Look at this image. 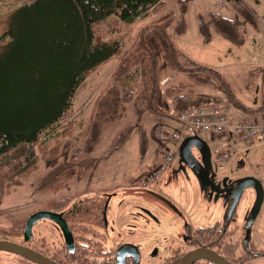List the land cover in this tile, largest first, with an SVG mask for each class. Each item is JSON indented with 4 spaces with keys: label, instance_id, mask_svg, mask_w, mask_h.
<instances>
[{
    "label": "trees",
    "instance_id": "1",
    "mask_svg": "<svg viewBox=\"0 0 264 264\" xmlns=\"http://www.w3.org/2000/svg\"><path fill=\"white\" fill-rule=\"evenodd\" d=\"M189 1L175 0V10H163L166 0H31L4 11L6 25L0 33V170L15 175L22 169L19 174H24L25 169L37 168L44 152L56 156V151L64 149H56V145L48 148L45 137L59 123L57 132L62 130L61 121L73 112L78 86L112 58L117 62L92 100L84 144L77 147L80 152L93 151L103 129L122 116L128 103L138 116L146 111L158 117H176V109L209 102L211 96L195 88L213 84L219 77L173 43V36L186 30ZM234 5L244 19L257 26L247 7L238 1ZM150 10L157 15L133 36L130 24ZM197 25L205 37L214 31L233 44L244 42L245 27L239 18L211 11L197 14ZM169 74L170 79L161 83ZM71 123L64 124V129ZM162 128L163 122L158 120L150 129L157 144L162 142ZM148 142L140 126L142 155ZM58 155L53 159L61 160L60 165L54 166L52 160L50 175L41 186L51 193L67 187L72 179L76 181L92 165V157H79L75 151ZM63 163V170L53 171ZM140 175L128 181L134 184ZM52 201H76L69 211L70 220L83 222L86 228L103 224L104 193H66L45 200L41 207L52 208ZM22 224L23 220L17 219L9 228H0V234L19 236ZM209 228L207 224L195 227L196 238L203 245L208 244ZM198 264L217 263L206 259Z\"/></svg>",
    "mask_w": 264,
    "mask_h": 264
},
{
    "label": "rangeland",
    "instance_id": "2",
    "mask_svg": "<svg viewBox=\"0 0 264 264\" xmlns=\"http://www.w3.org/2000/svg\"><path fill=\"white\" fill-rule=\"evenodd\" d=\"M29 1L31 0H0V33L6 25V17L2 15L4 11ZM234 1L242 3L252 12L257 26L243 18ZM164 7L163 10H175V0H166ZM211 11L242 20L245 27L244 42L233 44L214 31L208 37L203 36L198 29L197 14L207 15ZM156 15L150 10L146 15L136 18L130 24L132 35L143 26L149 25ZM185 20L186 30L173 36L174 45L194 60L214 70L219 77L213 84L201 85L195 90L209 94L212 99L223 100L236 108H257L264 88V0H190ZM116 62L117 60L112 58L86 76L75 91L72 114L61 121L62 130L57 132L61 128L59 123L52 133L45 137L48 148L56 145V149H64L56 151V156H51L49 151L44 152L40 155L37 168L25 169L24 174H19L22 169L15 175L5 172L4 169L0 170V228H9L17 219L24 222L33 210L42 208L45 200L55 199L74 190L106 193L109 224L107 230L110 232L106 244L114 241L136 244L140 253L138 264H161L169 256L171 248L182 242L179 232L188 227L194 228L212 222L219 217V209L216 203L207 201L199 178L193 171L188 169V175L177 173L181 166L179 154L166 168L170 167L171 171L176 172L169 182L165 183L164 178L140 188L136 185H141V182L131 185L128 181L131 176L142 171L147 173L158 165V162L147 165L148 162H153L158 156L160 162L168 151L177 149V143L171 140V136L174 133L181 134L179 128L182 124L175 114L158 117L145 111L138 116L132 103H128L122 116L103 129L93 151L87 153L77 149L84 144V132L92 100L106 83ZM170 77L171 74L161 83H166ZM158 120L163 122V128L162 142L157 144L150 137V129ZM68 121H72L71 127L64 129V124ZM140 126L144 127L149 138L145 155L139 152ZM182 133L185 135L193 132L191 127H186ZM198 134L210 148L211 160L218 175L238 177L250 174L259 179L263 190L262 203L252 223L249 237L257 250L264 251V136L249 142H240L243 151L241 154L229 160L217 161L215 154L227 138L206 131H200ZM74 151L79 157H92V165L77 176L76 181L72 179L71 184L63 189L56 188L53 193L41 189L50 175L48 171L52 160L54 166L60 165L58 163L61 160L56 162L53 157L60 156L58 154L61 152L71 155ZM192 151L194 155L199 156L196 148L193 147ZM241 155L242 165L238 162V156ZM64 165L65 163L62 167H54L53 171L59 173ZM244 194L250 201L255 199L251 188H247ZM166 199L167 203L164 202ZM48 224V219L42 218L33 226L34 235L44 236L47 243L55 238L48 232L52 230ZM253 264H264V253L255 258Z\"/></svg>",
    "mask_w": 264,
    "mask_h": 264
},
{
    "label": "flooded vegetation",
    "instance_id": "3",
    "mask_svg": "<svg viewBox=\"0 0 264 264\" xmlns=\"http://www.w3.org/2000/svg\"><path fill=\"white\" fill-rule=\"evenodd\" d=\"M240 142L242 141L226 140L219 150L220 153L216 154V160L225 161L237 157L238 154L243 152L239 144ZM175 157H173V160ZM196 158L200 160V155L196 156ZM238 162L241 163V165L243 164L242 155L238 156ZM157 164H159V162ZM213 164L211 160V166L207 171L199 168V173L203 175L201 179L205 181L203 185L199 182L202 188L201 190L205 193L204 195L207 201H213L216 203L217 209H219V217L207 223V225H210V234H207L208 240L206 241L208 244L203 245L202 242L196 238L195 227H188L184 231L178 233L182 242L171 248L169 256L166 257L161 264H180L186 253L197 248L211 249L232 264H253V260L264 253V251L257 250L253 246L252 240L249 237L252 223L258 214L262 201H257V189L253 184H248L244 188H241L242 182L240 183V180L244 177L255 178L258 180L261 191L263 192L259 179L250 174L238 177H230L224 174L218 175ZM151 167L152 166L149 168ZM188 169L192 172V170L181 161V166L177 169V173L183 172L185 175H188ZM164 172L165 175H163V173L150 183L136 185L141 182L142 178H147V173L142 171L135 182L136 184H134L137 187L140 186V188H145L147 185L149 186L155 182L162 181L164 178L166 179L165 183L169 182L172 177L176 175L175 170L171 171L170 167ZM247 188H251L254 191L255 199L252 201L246 199V195L244 194ZM75 193L100 194L91 193L87 190H74L72 194ZM104 194L106 195V201L102 212L103 224L102 226H97L96 229L86 228L83 222H74L70 220L69 211L72 210L76 201H69L67 204H65L66 201H52V205L50 206L52 208H37L33 210V212H35L45 209L58 213L69 229L70 241L66 239L60 226L51 219H48V225L52 230H48V232L55 237L52 242L47 243V240L42 235L37 237L34 235L33 226L38 223L39 220L33 224L31 235L25 240L23 237L25 218L19 236L14 237L0 234V239H6L23 245L31 250V252H34L35 256L0 248V264H46L34 258L37 257L36 255H39L42 259H46L49 264H138L140 253L136 244L125 241H114L109 245L106 244L110 232L107 230L109 225L107 218V194ZM164 202L167 203V199L164 200ZM87 226H91V223H88ZM128 244L132 245L129 251L131 253L128 252ZM217 245L220 246L221 249H217ZM122 246H125L124 250L119 251ZM134 250L137 254V258L132 253ZM206 259L207 261L214 262L208 258H193L190 260L189 264H198V262Z\"/></svg>",
    "mask_w": 264,
    "mask_h": 264
},
{
    "label": "built area",
    "instance_id": "4",
    "mask_svg": "<svg viewBox=\"0 0 264 264\" xmlns=\"http://www.w3.org/2000/svg\"><path fill=\"white\" fill-rule=\"evenodd\" d=\"M176 117L182 126L181 134L171 136L173 142L179 143L183 130L191 127L193 133L206 131L220 134L230 141H249L264 136V104L261 109L253 112H242L229 103L215 99L209 102L191 103L176 109ZM173 152V153H172ZM217 153H220L219 150ZM175 152L170 150L159 164L147 172L141 184H147L158 178L168 167Z\"/></svg>",
    "mask_w": 264,
    "mask_h": 264
},
{
    "label": "water",
    "instance_id": "5",
    "mask_svg": "<svg viewBox=\"0 0 264 264\" xmlns=\"http://www.w3.org/2000/svg\"><path fill=\"white\" fill-rule=\"evenodd\" d=\"M193 147L198 150V153L200 155V160L197 159L196 156L193 154V151H192ZM178 154H179V159L182 162H184L197 175L201 184L202 185L205 184V181L201 179L203 175L199 173V168L207 171V169H209L211 166L210 148L208 144L206 143V141H204L201 137H199L196 134L187 135L181 140L178 146ZM241 182H242L241 188H244L248 184H253L255 188L257 189V201H261L262 191H261V188H260V185L257 179L252 178V177H244L240 180V183ZM42 218L51 219L55 221L62 229L66 239L70 241L69 229L65 221L61 218V216L58 213L45 210V209L37 210L31 213L26 218L24 222V226H23V237L25 240L30 237L33 224ZM0 248L21 252L29 256H35L34 252H31V250L27 249L23 245H20L16 242L9 241L6 239H0ZM124 248L125 246L120 247L119 251L124 250ZM131 248H132V245L128 244V252L130 251ZM132 253L137 258V254L135 250L132 251ZM36 256L37 257H34V258L46 264H49V262L46 259L40 258L39 255H36ZM193 258H208L217 264H232L228 262L223 256L217 254L215 251L208 249V248H197V249H193L189 251L183 256L180 264H189L190 260Z\"/></svg>",
    "mask_w": 264,
    "mask_h": 264
},
{
    "label": "crops",
    "instance_id": "6",
    "mask_svg": "<svg viewBox=\"0 0 264 264\" xmlns=\"http://www.w3.org/2000/svg\"><path fill=\"white\" fill-rule=\"evenodd\" d=\"M263 104H264V88H263V90H262V94H261V99L259 100V104H257L258 105V107L257 108H253V107H251V106H249V107H247V108H245V107H242V109L240 108V110L242 111V112H247V113H249V112H253L254 110H257V109H259L260 107H262L263 106ZM239 109V108H238ZM160 158V156H158V157H156L155 159H154V161L152 162H148L147 163V165H151V164H156L157 162H159V159ZM146 165V166H147ZM145 168V167H144ZM144 170V169H143Z\"/></svg>",
    "mask_w": 264,
    "mask_h": 264
}]
</instances>
